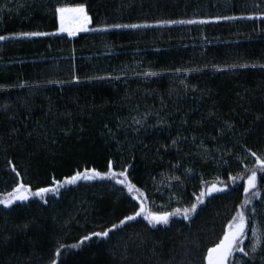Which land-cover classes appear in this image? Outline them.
<instances>
[{"label":"trees","instance_id":"trees-1","mask_svg":"<svg viewBox=\"0 0 264 264\" xmlns=\"http://www.w3.org/2000/svg\"><path fill=\"white\" fill-rule=\"evenodd\" d=\"M79 4L90 28L109 30L20 35L57 33L52 6ZM261 17L264 0H0V35L8 37L0 41V197L20 182L35 191L78 170L104 172L109 160L117 170L132 165L131 179L157 212L189 207L203 181L229 185L190 220L174 216L153 229L138 218L110 240L65 248L61 264H206L207 249L244 200L239 177L257 166L250 152L264 154ZM180 20L207 22L165 23ZM144 114L137 132L131 117ZM226 121L235 127L221 136ZM208 148L211 154L202 155ZM177 162L181 167L172 168ZM262 176L260 196L249 206L257 222L264 218ZM134 205L126 189L98 179L62 187L47 204L36 197L0 204V264H50L59 243L78 244L119 223Z\"/></svg>","mask_w":264,"mask_h":264},{"label":"snow or ice","instance_id":"snow-or-ice-1","mask_svg":"<svg viewBox=\"0 0 264 264\" xmlns=\"http://www.w3.org/2000/svg\"><path fill=\"white\" fill-rule=\"evenodd\" d=\"M52 13L55 19L58 20L59 28L57 33L49 32H22L21 36L24 37H41L49 35H57L61 33H67L68 36H76L81 32L89 31H108V28H90L92 24V18L88 14L86 7L83 4L77 6H52ZM225 19H235V17H225ZM248 19H256V17H248ZM264 20V17H261ZM207 21H196V20H180V21H166L165 23L170 24H196V23H206ZM112 28H140L148 27V25L140 24H113ZM8 37L0 35V41L7 40ZM242 67H257V65H242ZM259 67L264 68V65H259ZM145 75L153 76L158 75L157 73H146ZM98 79H105V77H98ZM119 79V77H115ZM78 82V81H77ZM148 115L144 114L142 117L132 116L131 123L136 125L135 131H139L140 128L144 127L147 123ZM259 119V117H257ZM162 123V122H158ZM226 127L220 130V135L223 136L228 131H232L235 127L233 124L225 122ZM111 131V130H109ZM185 139H187L185 137ZM192 142L196 143V137H192ZM172 146H177V141L173 140ZM165 151H167V146ZM197 147L204 148V142L200 141ZM179 150V149H178ZM245 151H250L245 149ZM212 152L211 148L204 149L202 155H210ZM159 154V152H158ZM250 155L255 157V168L246 169L244 175H241L239 179L244 180L246 183L243 186L244 200L240 204L239 210L235 212V215L231 217L229 222H227L226 227L222 232V238L219 239L214 246L207 249L204 259L206 264H264V218L259 222H256L257 209L252 205L253 199L260 196V191L257 188V174H264V154L258 155L255 151H251ZM11 164V161H9ZM116 162L109 160L107 164V170L104 172L98 171L95 168L85 169L84 171H76L70 177L65 178L63 181H58L55 178L52 179V186H43L36 188L33 191L31 185H26L23 182L18 183L14 189L7 193L6 196L0 197V204L6 208H11L17 202L24 203L30 198L36 197L45 204L48 203V196L51 194L53 197L59 196L60 189L62 187H67L69 185H75L80 181H94V180H107L112 181L116 185H120L122 189H126L128 196L132 201H136V205L133 207V212L126 215L123 219L108 227L102 231H94L90 235H85L83 239L79 241L78 244H63L59 243L55 253L54 258L50 261V264H61V252L67 249H79L85 241H91L93 237L99 238L100 240H110V234H115L118 229L123 228L129 222L136 221L138 218L147 221V224L151 228H156L158 225L167 226L172 217L180 216L185 220H190L197 213V209L200 205L205 203L207 197L213 195V193L225 192L228 190L229 185H223V182L213 181L207 182L203 181L202 189L199 194L193 193L195 196L194 202L190 204L189 207L180 208L176 207L173 211H153L148 206L149 197L146 192L142 191L130 177L129 168L132 167L131 164L127 166L121 165L119 170L115 167ZM181 164L177 162L172 165V168L179 169ZM12 171L15 172L16 176L19 177L20 173L16 170L15 166L12 165ZM192 169H185L186 175H191ZM160 175H164L160 173ZM176 181L183 184L180 176L172 177ZM231 181L232 186H235L237 180L236 176H232ZM218 184L222 186H218ZM261 187H264V176L261 177ZM252 193L249 196V193ZM262 208L260 215L264 217V201L261 202ZM255 222V223H254ZM23 229L29 227L28 224H24ZM250 241V245H245V241ZM248 249V250H246ZM237 253L243 254V257H247V260H243L237 257Z\"/></svg>","mask_w":264,"mask_h":264},{"label":"rangeland","instance_id":"rangeland-1","mask_svg":"<svg viewBox=\"0 0 264 264\" xmlns=\"http://www.w3.org/2000/svg\"><path fill=\"white\" fill-rule=\"evenodd\" d=\"M64 34H67V33H64ZM77 36V35H76ZM74 37V36H73ZM219 186V185H218ZM213 194H215V193H213ZM257 222V221H256ZM255 223V222H254ZM247 245H250V241L248 242V244ZM246 250H248V249H246ZM241 256H243L241 253H237V257L238 258H240V259H242V257Z\"/></svg>","mask_w":264,"mask_h":264}]
</instances>
